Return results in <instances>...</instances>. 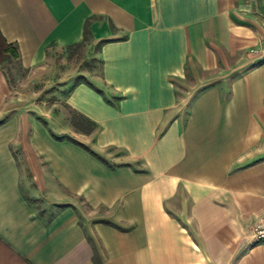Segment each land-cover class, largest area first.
Returning a JSON list of instances; mask_svg holds the SVG:
<instances>
[{
    "label": "crops",
    "instance_id": "0c3cea01",
    "mask_svg": "<svg viewBox=\"0 0 264 264\" xmlns=\"http://www.w3.org/2000/svg\"><path fill=\"white\" fill-rule=\"evenodd\" d=\"M88 20L108 41L65 105L91 133L21 113L0 68V264H264V0H0L31 71Z\"/></svg>",
    "mask_w": 264,
    "mask_h": 264
},
{
    "label": "rangeland",
    "instance_id": "374dc122",
    "mask_svg": "<svg viewBox=\"0 0 264 264\" xmlns=\"http://www.w3.org/2000/svg\"><path fill=\"white\" fill-rule=\"evenodd\" d=\"M97 41L89 34L86 40L71 48L53 46L49 50L46 64L38 70L24 69L19 59L11 58L0 65L13 87L12 99L18 109L32 118H47L58 134L68 136L78 131L73 122L82 124L81 119L65 105V97L77 78L84 76L86 81L95 76L100 67ZM179 85V84H178ZM180 96L186 97V85H179ZM179 97V100H181ZM14 102V101H13ZM187 99L183 104L187 103ZM115 155V152H113ZM37 215L49 218L58 208L45 207L43 200L32 199ZM101 210H91L81 206V214L97 215Z\"/></svg>",
    "mask_w": 264,
    "mask_h": 264
},
{
    "label": "trees",
    "instance_id": "16d2710c",
    "mask_svg": "<svg viewBox=\"0 0 264 264\" xmlns=\"http://www.w3.org/2000/svg\"><path fill=\"white\" fill-rule=\"evenodd\" d=\"M90 24V20L87 21L86 26H85V37L84 40H86V30L88 28ZM108 40H103L101 41L98 45L97 48L100 49L101 46L107 42ZM82 43H79L75 46H78ZM74 47V46H69V48ZM11 58H16L19 59L20 55L19 52L17 50L16 45L13 44H9L7 42V40L4 38V36L2 35L1 31H0V65L3 64L4 62L9 61ZM86 81V78L84 76H80L77 78V81L75 82V85H78L80 83H84ZM74 114L77 115V119H81L83 122L82 124L78 123V122H73V126L75 128H77L80 131H83L85 133H91L94 129H95V123L90 121L89 119L85 118L83 115L78 114L76 112H74ZM78 143V142H76Z\"/></svg>",
    "mask_w": 264,
    "mask_h": 264
},
{
    "label": "built area",
    "instance_id": "2783aa9c",
    "mask_svg": "<svg viewBox=\"0 0 264 264\" xmlns=\"http://www.w3.org/2000/svg\"><path fill=\"white\" fill-rule=\"evenodd\" d=\"M253 54H259L264 56V37L261 40L258 48H253L251 50ZM251 242L252 243H264V218L258 220L252 229L251 233Z\"/></svg>",
    "mask_w": 264,
    "mask_h": 264
}]
</instances>
